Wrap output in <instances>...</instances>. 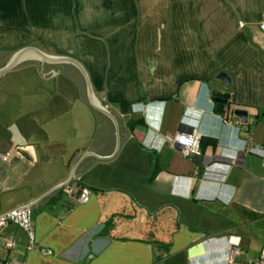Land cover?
Masks as SVG:
<instances>
[{
    "label": "crops",
    "instance_id": "0c3cea01",
    "mask_svg": "<svg viewBox=\"0 0 264 264\" xmlns=\"http://www.w3.org/2000/svg\"><path fill=\"white\" fill-rule=\"evenodd\" d=\"M262 21L264 0H0V66L32 46L72 59L109 113L72 64L32 59L0 76V216L30 206L36 249L9 225L17 246L0 259L256 264ZM183 134L199 137L195 155L182 156Z\"/></svg>",
    "mask_w": 264,
    "mask_h": 264
},
{
    "label": "built area",
    "instance_id": "2783aa9c",
    "mask_svg": "<svg viewBox=\"0 0 264 264\" xmlns=\"http://www.w3.org/2000/svg\"><path fill=\"white\" fill-rule=\"evenodd\" d=\"M258 30L262 34H264V21H262L258 25ZM199 137L197 135L193 134H183L182 136H179L178 139H175V142L179 144V150L182 154V156L190 157L192 155H195V149L196 145L198 144ZM249 151V150H247ZM256 152L262 154L264 153V146L258 145L256 147ZM1 159L3 161H7L6 156H1ZM88 196L89 191L82 189L78 195L79 202L84 204L88 202ZM32 212L31 207H20L16 208L13 211L4 213L2 216H0V249L2 251L10 252L12 251L16 246L17 242L13 238L6 237L4 234V231L6 228L9 227V225H14L19 228L21 233L24 237H26L27 240V246L26 250H36L35 249V241L33 237V228L31 225L32 222ZM229 261H232L235 257H238L242 252L238 247H232L229 250ZM44 254H50V252L43 251ZM0 264H22L20 262H16L13 260H1ZM256 264H264V250L260 253L258 259L256 260Z\"/></svg>",
    "mask_w": 264,
    "mask_h": 264
},
{
    "label": "water",
    "instance_id": "95a60500",
    "mask_svg": "<svg viewBox=\"0 0 264 264\" xmlns=\"http://www.w3.org/2000/svg\"><path fill=\"white\" fill-rule=\"evenodd\" d=\"M32 59H37L40 62H44V63L45 62L54 63V64L65 63V64H72L73 66H75L79 70L81 75H83L85 87L87 88V97H88L91 107L93 108V110L98 111L102 113L103 115L109 117V113L105 111L101 105L98 104L96 99H94L87 75H85V72L83 71V69L78 64H76L72 59H67V58L59 57V56L57 57L48 56L46 54L41 53L35 46L25 47L15 52L13 55H11L8 58V60L0 66V76L7 74L9 71L13 70L18 65H20V63H23V62H26ZM217 79L219 81H222L226 88L229 87L230 81L225 73H220L217 76ZM213 101L215 103L219 102L222 104H226V101L222 100L219 97L215 98ZM230 115L237 118L240 121V124L242 125L247 123L248 116L245 110H240V109L231 110Z\"/></svg>",
    "mask_w": 264,
    "mask_h": 264
},
{
    "label": "trees",
    "instance_id": "16d2710c",
    "mask_svg": "<svg viewBox=\"0 0 264 264\" xmlns=\"http://www.w3.org/2000/svg\"><path fill=\"white\" fill-rule=\"evenodd\" d=\"M217 106H218V109H219V110H218V113L220 112V115H222L221 117H222V118H225L224 115H223V110H220V109L222 108V106L219 105V104H218ZM104 232H105V229L103 230L102 233H104Z\"/></svg>",
    "mask_w": 264,
    "mask_h": 264
},
{
    "label": "rangeland",
    "instance_id": "374dc122",
    "mask_svg": "<svg viewBox=\"0 0 264 264\" xmlns=\"http://www.w3.org/2000/svg\"><path fill=\"white\" fill-rule=\"evenodd\" d=\"M0 257H2V252L0 251Z\"/></svg>",
    "mask_w": 264,
    "mask_h": 264
}]
</instances>
